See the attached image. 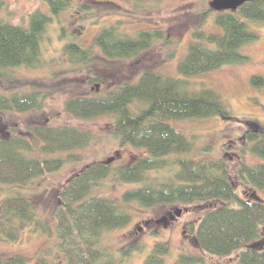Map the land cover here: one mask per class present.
Returning a JSON list of instances; mask_svg holds the SVG:
<instances>
[{
  "label": "trees",
  "instance_id": "trees-1",
  "mask_svg": "<svg viewBox=\"0 0 264 264\" xmlns=\"http://www.w3.org/2000/svg\"><path fill=\"white\" fill-rule=\"evenodd\" d=\"M51 13L66 10V0H48ZM88 3L76 5L95 18ZM75 9V10H76ZM211 10L202 12L190 33L186 51L179 55L175 74L166 75L144 69L131 80L113 84L102 92L104 80L94 73L95 57L90 48L65 39L61 28L60 55L71 66L87 71L85 86L100 88L69 96L64 111L78 121L106 116L118 149L130 147L143 151L124 166H115L112 158L84 165L59 190L61 206L53 214L52 226L42 219L31 199L20 191L37 178L58 171L63 160L56 153L88 147L92 134L73 126H30L25 136L0 137V238L18 242L28 231L50 238L52 245L42 250L33 264H123L132 252L143 245L133 244L123 251L107 248L103 236L124 228L131 217L123 207L96 191L105 181L137 184L121 193L122 204L136 203L142 208L195 203L213 204L185 226L201 253L217 258L237 254L234 264H264V248L258 247L264 232V200L247 201L237 193L225 159H188L178 157L189 152L192 141L176 129L171 121L205 119L220 116L231 118V112L215 90L191 81L225 65L242 63L248 57L242 48L257 39L245 20L264 22V0H252L236 11L215 12L214 23L221 29L207 33L202 29ZM51 18L34 12L25 26L0 19V112L24 113L40 110L48 94L42 78L23 80L20 68H37L43 64L41 45ZM160 43L167 49L166 57L174 59L173 41L159 29H142L126 34L122 22L101 27L92 41L104 62L130 61ZM178 56V55H177ZM27 84L40 89H22ZM250 84L264 87V79L252 76ZM198 85V86H197ZM238 138L239 164L234 177L264 194V127L246 121ZM39 157H35V156ZM76 158V156H71ZM260 162H249L250 159ZM78 159V158H76ZM219 203V204H218ZM169 247L155 242L143 264H162ZM203 254H179L173 264H207ZM23 256L4 258L0 264H26Z\"/></svg>",
  "mask_w": 264,
  "mask_h": 264
},
{
  "label": "rangeland",
  "instance_id": "rangeland-1",
  "mask_svg": "<svg viewBox=\"0 0 264 264\" xmlns=\"http://www.w3.org/2000/svg\"><path fill=\"white\" fill-rule=\"evenodd\" d=\"M70 6L56 15L51 13L48 0H0V19L13 25L25 26L29 16L34 12L43 13L51 18L47 24L44 40L41 45L44 60L37 68H20L17 75L23 80L42 78L45 80L43 90L50 91L40 110L24 113L0 112V137L25 136L30 126L62 127L73 126L89 131L93 140L83 149L71 152H60L52 157L63 160L61 168L48 175L37 178L32 184L20 189L32 201L38 215L54 226L53 214L61 206L58 200L59 190L84 165L96 161L111 162L115 166H124L143 151L130 147L118 149L117 140L110 131V118L103 116L89 121H78L64 111V101L71 95L97 93L100 88L85 86L87 71L80 66H71L61 58L62 41L59 39L61 28H64L68 41H74L84 48L92 50L95 59L94 73L104 80L102 92L107 87L136 77L144 69H153L166 75H174L179 55L186 51L190 33L199 22L202 12L210 10L212 0H66ZM88 3L95 18L87 20L86 13L76 9V5ZM76 9V10H75ZM202 29L207 33L221 31L214 23L215 11L211 10ZM122 22L126 34L133 35L142 29H159L167 33L173 41L170 45L176 57L168 59L167 49L160 43L130 61L106 63L100 53L92 47V41L101 27ZM257 35V39L242 48L248 60L242 63L225 65L203 76H196L192 82L209 87L218 92L231 112V118L220 116L205 119L171 121V124L186 134L193 147L180 154V158L216 160L224 158L237 193L247 201L261 198L264 194L234 177L239 164L237 154L238 138L246 128V121H255L264 127V87L256 89L250 84L252 76L264 79V22L244 21ZM178 55V56H177ZM197 85V86H198ZM40 89L27 84L22 89ZM76 156L78 159L69 158ZM39 157V156H35ZM249 162H260L250 159ZM138 187L137 184H120L105 181L96 191L99 196L107 197L120 204L131 217V222L124 228L107 232L103 236L104 245L114 251H123L127 247L140 243L143 249L132 252L123 264H143L155 242L168 245L169 254L162 264H173L179 254H203L197 247L195 239L185 232V226L196 222L205 209L213 204L195 203L185 205H162L153 208H142L136 203L122 204L121 193ZM0 191V200L4 197ZM219 204V203H218ZM53 242L50 238L28 231H23L18 242H9L0 238V255L4 258L23 256L26 264H33L35 257ZM259 248H264V232L261 235ZM207 264H234L237 254L217 258L203 254Z\"/></svg>",
  "mask_w": 264,
  "mask_h": 264
},
{
  "label": "water",
  "instance_id": "water-1",
  "mask_svg": "<svg viewBox=\"0 0 264 264\" xmlns=\"http://www.w3.org/2000/svg\"><path fill=\"white\" fill-rule=\"evenodd\" d=\"M252 0H212L209 3L210 9L215 12L236 11L241 5Z\"/></svg>",
  "mask_w": 264,
  "mask_h": 264
}]
</instances>
